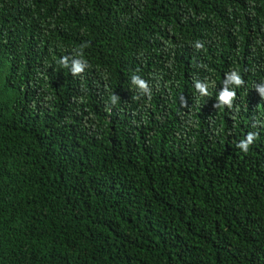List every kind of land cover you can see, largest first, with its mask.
<instances>
[{"label": "trees", "instance_id": "obj_1", "mask_svg": "<svg viewBox=\"0 0 264 264\" xmlns=\"http://www.w3.org/2000/svg\"><path fill=\"white\" fill-rule=\"evenodd\" d=\"M0 264H264V0H0Z\"/></svg>", "mask_w": 264, "mask_h": 264}, {"label": "clouds", "instance_id": "obj_2", "mask_svg": "<svg viewBox=\"0 0 264 264\" xmlns=\"http://www.w3.org/2000/svg\"><path fill=\"white\" fill-rule=\"evenodd\" d=\"M196 47L199 49L202 47L201 44L197 43L196 44ZM66 58L65 60H62L61 63H64L65 66L66 65ZM87 67V63L85 62L84 64H81L79 62L75 63L74 64V67H73V74H78V73H81L84 68ZM229 80L234 83L235 85L237 86H240L241 84H243V81L242 79L240 78L239 74L235 71H233L230 76L228 77ZM132 81L134 84H136L141 90L145 91V92H148L149 89H148V84L140 79L139 77L137 76H133L132 77ZM197 89L200 91V93L202 95H208V91H207V85H200V84H197L196 85ZM150 94V93H149ZM235 97V92H229L227 91V89L223 90L220 95H219V100L222 104H228L229 106H231V101L232 99ZM112 100H113V103L116 102L117 100V97L113 96L112 97ZM256 137L252 134H249L248 138H247V141H242L238 147H240L244 152H247L248 151V148H249V145L252 143V141L255 139Z\"/></svg>", "mask_w": 264, "mask_h": 264}]
</instances>
